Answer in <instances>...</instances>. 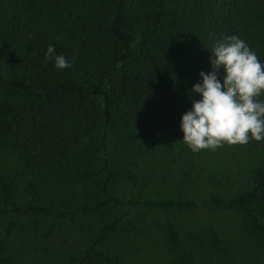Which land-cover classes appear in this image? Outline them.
Returning a JSON list of instances; mask_svg holds the SVG:
<instances>
[{
    "label": "trees",
    "instance_id": "1",
    "mask_svg": "<svg viewBox=\"0 0 264 264\" xmlns=\"http://www.w3.org/2000/svg\"><path fill=\"white\" fill-rule=\"evenodd\" d=\"M228 35L264 61V0H0V212L60 217L122 205L108 182L132 180L128 165L151 140L168 153L184 143L180 116L199 98L187 90L198 72L210 71L209 52ZM49 44L70 68L45 60ZM246 145L264 148V141ZM4 148L32 194L24 206H7L17 188L2 168ZM204 203L234 209L239 230L264 246V164L252 169L248 188ZM157 205L198 208L192 199ZM116 227L105 224L97 239ZM186 235L168 224L171 245L182 247ZM4 245L2 238L0 264H9ZM180 252L173 264H200L195 253ZM67 264L117 262L89 246Z\"/></svg>",
    "mask_w": 264,
    "mask_h": 264
},
{
    "label": "rangeland",
    "instance_id": "2",
    "mask_svg": "<svg viewBox=\"0 0 264 264\" xmlns=\"http://www.w3.org/2000/svg\"><path fill=\"white\" fill-rule=\"evenodd\" d=\"M152 142L128 165L132 180L108 182V194L122 205L110 201L95 212L60 217L0 212V239L4 254L12 258L9 264H67L89 246L104 250L117 264H173L178 251L195 253L200 264H264V246L239 230L235 210L204 203L211 195L226 198L248 188L252 169L264 164V148L225 143L215 150L192 152L179 143L168 153ZM5 149L2 168L17 188L7 206H24L32 194L24 192L20 166ZM197 175L199 179L192 181ZM187 199L198 208L157 205ZM114 220L116 229L98 240L100 229ZM169 223L180 237L187 234L182 247L168 242ZM213 236L220 238L214 248L206 244Z\"/></svg>",
    "mask_w": 264,
    "mask_h": 264
},
{
    "label": "clouds",
    "instance_id": "3",
    "mask_svg": "<svg viewBox=\"0 0 264 264\" xmlns=\"http://www.w3.org/2000/svg\"><path fill=\"white\" fill-rule=\"evenodd\" d=\"M209 53L210 71L198 72V81L187 90L190 99L191 93L199 98L180 116V140L192 152L264 141V61L236 35L217 39ZM44 58L58 70L71 67L69 58L51 44Z\"/></svg>",
    "mask_w": 264,
    "mask_h": 264
}]
</instances>
